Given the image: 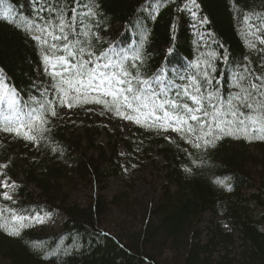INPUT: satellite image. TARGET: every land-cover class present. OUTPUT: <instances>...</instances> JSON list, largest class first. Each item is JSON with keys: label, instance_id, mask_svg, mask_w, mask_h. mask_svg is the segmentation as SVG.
Segmentation results:
<instances>
[{"label": "trees", "instance_id": "trees-1", "mask_svg": "<svg viewBox=\"0 0 264 264\" xmlns=\"http://www.w3.org/2000/svg\"><path fill=\"white\" fill-rule=\"evenodd\" d=\"M189 1L203 21V38L187 26ZM0 2L8 8L0 12V80L19 114L8 121L9 111L0 106V264H264V133L245 137L234 129L206 146L196 133L168 136L165 127L175 125L137 115L130 134L113 141L102 120L118 121L133 109L117 111L110 97L107 106L87 108L83 96L68 94L63 99L71 105V126L59 109V85L72 76L53 75L64 71L58 61L68 44L92 54L85 60L119 65L105 71L129 73L134 90L148 87L137 81H149L157 92L164 88L167 99L184 102L175 93L195 78L203 95L223 101L264 77V0ZM61 20L68 39L53 41L48 33L61 35ZM30 109L44 122L29 132L20 122H28ZM153 154L164 163L158 200L141 208L137 231L109 233V205L130 211L134 201L124 193L106 201L103 184L137 170ZM3 178L14 182L17 199L5 198ZM75 182L98 188L86 206L68 200ZM50 212L62 215L60 230H37L34 217ZM205 212L213 218L202 241ZM234 232L240 235L238 258L217 256L216 248L229 244Z\"/></svg>", "mask_w": 264, "mask_h": 264}, {"label": "snow or ice", "instance_id": "snow-or-ice-1", "mask_svg": "<svg viewBox=\"0 0 264 264\" xmlns=\"http://www.w3.org/2000/svg\"><path fill=\"white\" fill-rule=\"evenodd\" d=\"M41 10L43 11V9ZM72 11L75 12L76 9L73 8ZM64 27L65 25L61 20L59 23L61 35L48 33L53 41H67V35L63 34ZM43 31H47V29H43ZM45 43H47V40ZM51 47L56 48V45L53 44ZM72 47L74 46L65 44L63 51L67 53V56L61 57L58 61L63 66L64 71L53 73L54 76L64 77L66 74L72 76V79H62L60 82L61 104H67L63 97L68 95V91H74L76 93L74 99H79V97L83 96L85 97L83 102L108 105V100L105 99L89 101L87 99L89 90L96 93L99 97H110L117 111H119L121 106L126 109H132L134 104L137 105L135 110L139 111L148 108V101H151V111L148 113L149 118L175 125L172 128L173 131L186 134L196 133L198 139L202 140L206 146L212 145L214 141L221 139L224 135H233L234 129L245 133V137L250 132L258 136L264 133V77H256L255 79L259 81L258 83L251 82L247 88L241 87L237 93L230 97H225L223 101H221L219 96L211 93L206 96L203 95L196 79L193 78L182 89H177L175 96L184 101L178 102L176 98L167 99V92L164 89L159 92L152 91L149 81H137V83L148 85V89L134 90L131 86L133 80L129 78V73L105 71L118 68L119 65L110 62L101 64L94 62L92 59L85 60L82 58L85 54L89 57L92 54L85 53L83 48H80L78 52H74ZM69 57L79 62L70 63ZM45 59L46 61L48 60L47 57ZM100 59L103 60L104 57ZM89 65H92L91 69L88 68ZM52 67L55 68L56 65L53 64ZM65 85H67V89H65ZM168 91H171V87H169ZM161 97L165 98L161 99ZM16 103L13 99L12 106L15 107ZM6 104V99L0 98V106ZM157 109L161 110V115H155ZM36 111L35 109H30L25 113L28 122H20V128H26L30 132L35 125L44 122L43 117L37 115ZM17 115L19 116V114ZM128 118L131 119V117ZM4 130L16 131L17 134H20L19 128H5ZM164 130H168V128L165 127ZM261 138H264V136H261ZM196 146L200 147V144L197 143Z\"/></svg>", "mask_w": 264, "mask_h": 264}, {"label": "rangeland", "instance_id": "rangeland-1", "mask_svg": "<svg viewBox=\"0 0 264 264\" xmlns=\"http://www.w3.org/2000/svg\"><path fill=\"white\" fill-rule=\"evenodd\" d=\"M196 6L193 3V1H189L184 5V12L185 15L190 18V22L188 23V27L192 32H197L199 34L200 38H203V32L202 30V24L203 21L200 20L197 16V12L195 10ZM8 11L7 6H5L3 3L0 2V12L2 14H5V12ZM177 75V74H176ZM172 81H168L169 84H171ZM167 84V85H169ZM165 86V88L167 87ZM65 89H67L66 86H64ZM148 89V87L146 88ZM164 89V88H163ZM151 90L155 91L152 87ZM74 91H68V94H73ZM0 98H4L7 101V104L5 105V110L9 111L10 116H5L4 119H7L8 121H15L16 115L18 114L15 107L12 106V93L8 92L2 81L0 80ZM85 99V97H84ZM87 99L89 101H92L94 99H109L107 97H99L96 93H93L89 90V95L87 96ZM61 99H59V109L62 112L65 121L73 126L74 118L70 114V107L66 104H61ZM149 107L141 109L139 111L135 110L137 105H133V111L128 116H121L118 118V121H113L110 116L108 118L105 117V120H102V123L105 126H109V133L112 134V140L113 138L119 139L120 137H126L130 134L132 131V120L133 116L142 115L147 118H149L148 113L151 111V101H148ZM85 105L87 108H97L101 107L102 103H95V102H85ZM155 115H159L158 111L156 110ZM128 117H131L129 119ZM154 119V118H152ZM155 120V119H154ZM119 126V130L117 128ZM79 130V129H77ZM76 130V131H77ZM168 136H173L174 132L172 129L167 130ZM106 141L105 136H100L98 138L99 143L104 144ZM112 141V142H113ZM113 144V143H112ZM111 146V143H110ZM119 154H125L124 150L121 148V146H118ZM110 152V149H109ZM143 165L140 166L137 170L133 172H126L122 171L116 176L109 177L105 183L103 184V190L101 191V195L106 201L111 202L114 196L124 193V196L128 198L129 202H133V210L126 211L125 209L121 208L120 206H115L113 204L109 205V212L106 215V224L105 229L113 234L116 235L118 233H122L124 231L126 232H134L137 231L139 228H141L142 225V217L140 216L139 212L142 210L141 208L147 204L153 203L156 200H158L160 194H161V188L163 185V176H164V170H163V160L153 154L150 158H147L144 160ZM1 188L3 189V195L5 197H9L8 199L15 200L17 199V196L12 192L13 190V181H9L7 178H3L1 180ZM98 188L96 186H90L86 185L84 183H73L70 188L68 189V200L72 203H76L80 206H86L87 203L90 201L91 197L96 193V190ZM38 192V191H36ZM127 200V201H128ZM259 210H262L261 207H258ZM212 215L209 212H205L203 214V220L200 223L201 228V240L206 241L207 240V230L206 227L210 220L212 219ZM223 219L221 217L214 218V221H222ZM34 226L37 230H43L47 232H58L61 227L62 222V215L59 212H50V213H44L40 216H36L33 219ZM123 230V231H122ZM241 249L240 244V235L237 232H234L232 235V241L229 242L227 245H220L216 248V255H221L224 253H227L230 257H234L235 259L238 258V252ZM165 257L171 256L170 250H166Z\"/></svg>", "mask_w": 264, "mask_h": 264}]
</instances>
